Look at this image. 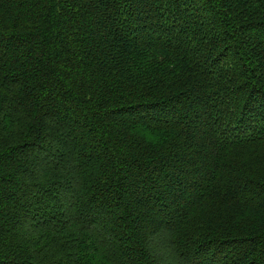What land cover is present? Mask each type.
<instances>
[{
    "label": "trees",
    "instance_id": "obj_1",
    "mask_svg": "<svg viewBox=\"0 0 264 264\" xmlns=\"http://www.w3.org/2000/svg\"><path fill=\"white\" fill-rule=\"evenodd\" d=\"M0 264H264V0H0Z\"/></svg>",
    "mask_w": 264,
    "mask_h": 264
}]
</instances>
